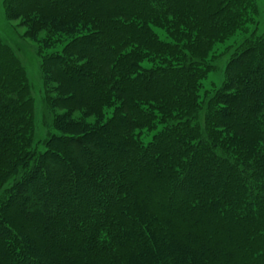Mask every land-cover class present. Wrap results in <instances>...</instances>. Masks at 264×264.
<instances>
[{"label":"trees","instance_id":"1","mask_svg":"<svg viewBox=\"0 0 264 264\" xmlns=\"http://www.w3.org/2000/svg\"><path fill=\"white\" fill-rule=\"evenodd\" d=\"M3 1L52 52L36 151L26 73L0 40V264H264V32L205 83L252 0ZM67 144L93 166L72 171Z\"/></svg>","mask_w":264,"mask_h":264},{"label":"rangeland","instance_id":"2","mask_svg":"<svg viewBox=\"0 0 264 264\" xmlns=\"http://www.w3.org/2000/svg\"><path fill=\"white\" fill-rule=\"evenodd\" d=\"M53 2V0H49V2ZM3 0H0V40L10 49H12V52L15 54V56L17 57V59L19 60L20 65L23 67L25 73H26V78L28 81V85H29V93H30V98L32 100V103L34 105V112L35 114L34 116V125H35V130H34V142H35V150L36 151H41L43 150V146H42V141L46 138L47 134L50 132L51 128H47L46 127V123L49 124V122H51V113L49 115L48 109L46 107V103L45 101V86H44V80L41 77L42 73H41V68H40V62H41V56L44 53H50L52 51L49 52V50L45 51L44 46H42V44L39 42V40L35 41L33 39H29L27 38V36L24 35L25 33V27L21 26V24H19V21H14L11 20L4 14L5 10H4V6H3ZM56 2H60V0H56ZM252 4L255 5V9H256V14L255 16H253V22L251 24H247L245 25V29H241L237 35L231 39L226 40L225 42H223V44H219L217 46H215L213 48L212 51V55H209V57H211L213 60L211 61V64L214 65L213 67V72L210 74L208 82L206 81L205 83H214L217 84L216 82L218 81V83L221 84L222 78L224 76V72L223 68L225 66V64L227 63V61H229V55L235 53V51H237L239 49V44H242V40L245 41V39L249 36L250 38H253L256 34H254V32L256 30H258V33H263L264 32V0H252ZM158 33V32H157ZM161 33V31H160ZM60 44L56 45L55 47L57 48H61ZM238 46V47H237ZM86 49H91L92 51L98 53V54H104V50L102 49H98V47L92 45L86 46ZM264 58V57H263ZM68 81L69 83H71L72 85H77L79 84V81L82 80L80 79L79 75H68ZM245 90H244V96L247 97L251 96V92L250 89H248V87L245 86ZM86 90V88H85ZM253 90V89H252ZM254 90H256V92L261 93L263 92L262 89H260L259 87H255ZM87 93V91H86ZM152 134H144L141 135L140 138L144 139V143H148V141H150ZM81 144V143H79ZM68 148H74V155L72 156L73 158V162H74V166H76V168L74 166H72V171L78 173V170L80 169L79 165H82L86 163L90 165H92V161L89 160V155H87L86 153L83 152V148L78 149L76 146L79 147V145L76 144H67ZM85 149V148H84ZM88 151V153L90 154H95L98 155V153L96 151L91 150L89 147L86 148ZM109 155L107 154V157ZM89 166V165H87ZM93 166V165H92ZM91 166V167H92ZM60 179L63 178V175L60 173L59 175L51 176V179ZM35 182L32 180L31 184L33 185ZM76 185H80V187H82V191H80L78 193V195L80 196L82 195H86L88 194V196H90V199H92V201L97 202L98 198L91 194V190H94L95 187V191L97 189H100L99 186L97 185H93V184H76ZM30 188H32V186H28L26 187V189L30 190ZM26 189L23 190V193H20L22 196L25 197V193H26ZM48 189L41 186L40 188H38V194L40 196H42L44 199L46 197L45 191H47ZM56 189H50L51 192H55ZM68 194L67 191L64 192V194ZM66 194V195H67ZM2 195V194H1ZM0 195V196H1ZM76 195V196H78ZM30 196V195H29ZM74 198V196H73ZM75 201V199H74ZM14 205H18L17 201H14L13 203ZM69 203L66 204V206ZM33 202L32 199H30V197H27V200L25 202V209L26 212L28 213L30 211V209L33 208ZM52 210V209H51ZM49 209L48 213H52L53 210L51 211ZM41 216H45L44 214H41Z\"/></svg>","mask_w":264,"mask_h":264}]
</instances>
